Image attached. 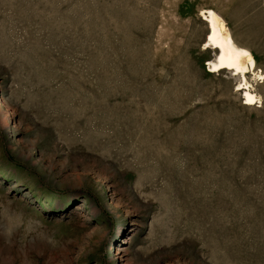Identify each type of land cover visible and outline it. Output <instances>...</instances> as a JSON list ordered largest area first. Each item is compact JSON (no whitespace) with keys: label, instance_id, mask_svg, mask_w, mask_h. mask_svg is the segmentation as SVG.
Wrapping results in <instances>:
<instances>
[{"label":"rangeland","instance_id":"obj_1","mask_svg":"<svg viewBox=\"0 0 264 264\" xmlns=\"http://www.w3.org/2000/svg\"><path fill=\"white\" fill-rule=\"evenodd\" d=\"M0 264H264V0H0Z\"/></svg>","mask_w":264,"mask_h":264},{"label":"bare ground","instance_id":"obj_2","mask_svg":"<svg viewBox=\"0 0 264 264\" xmlns=\"http://www.w3.org/2000/svg\"><path fill=\"white\" fill-rule=\"evenodd\" d=\"M201 16L207 22L209 35L206 49L217 51L214 60L208 63L210 72L229 71L240 80V91H244V100L253 105L257 97L252 93L247 80L248 74H255L256 61L252 53L238 46L224 19L214 10L202 11Z\"/></svg>","mask_w":264,"mask_h":264}]
</instances>
